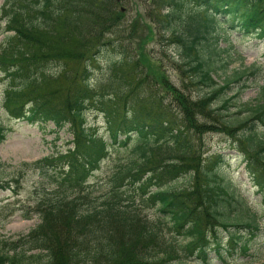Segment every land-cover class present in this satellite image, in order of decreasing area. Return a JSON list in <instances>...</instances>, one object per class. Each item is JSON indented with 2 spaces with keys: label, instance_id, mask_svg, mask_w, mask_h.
<instances>
[{
  "label": "trees",
  "instance_id": "1",
  "mask_svg": "<svg viewBox=\"0 0 264 264\" xmlns=\"http://www.w3.org/2000/svg\"><path fill=\"white\" fill-rule=\"evenodd\" d=\"M139 3L145 14L138 12L128 23L116 0L5 1L3 32L9 35L0 44V73L6 108L12 117L31 124L52 123L57 132L68 128L74 150L66 156L67 166L56 165L54 156L33 163L46 182L35 189L33 207L0 208V215L8 212L5 219L15 208L26 219L32 213L41 218L28 235L10 237L0 230V264H180L182 254L211 264L251 257L261 225L244 199L224 184L222 155L205 156L204 137L217 133L232 139L264 206L261 127L235 123L223 113L241 92L216 107L233 84L261 69L237 72L220 85L215 75L232 62H223L228 50L220 49L219 37L213 36L238 30L243 38H264V0ZM142 21L153 24L155 32L140 42L135 59L123 41L139 34ZM108 35L115 39L107 40ZM146 39L160 46L152 57L158 66L165 68L167 60L179 72L180 87L164 69L157 79L147 70ZM108 42H119L122 49L110 67V84L114 90L127 89L123 98L115 95L114 107L100 101L109 116L110 141L85 124V112L102 96L92 84L89 61L95 59L93 49ZM169 48L178 49L179 60L170 58ZM72 62L83 63L73 79L68 74ZM57 64L62 66L56 72ZM201 86L207 91L193 97L189 88ZM262 91L264 98V87ZM254 117L264 124V104ZM7 134L0 125V146ZM113 147L128 149L129 156L117 161L106 192L98 194L92 178ZM2 168L0 158V191L12 189ZM183 176L192 178L189 187L167 189ZM150 209L157 212L155 217L146 215ZM220 230L227 233L226 241ZM179 237L188 242L179 245Z\"/></svg>",
  "mask_w": 264,
  "mask_h": 264
},
{
  "label": "rangeland",
  "instance_id": "2",
  "mask_svg": "<svg viewBox=\"0 0 264 264\" xmlns=\"http://www.w3.org/2000/svg\"><path fill=\"white\" fill-rule=\"evenodd\" d=\"M5 1L0 0V44L9 35V33L3 32L6 27L5 14L6 17L8 15L2 12ZM122 7L125 8V21L128 23L133 22L137 18L138 12H141L143 15L145 14L144 5L143 3L141 5L139 0H123L118 3L117 8L121 9ZM140 28L139 34L135 35L134 39L130 40V38L124 37L125 40L123 41L127 53L129 52V56L135 57V59L138 57L136 48H138L140 42L150 35H153L152 31L155 32L153 24H149L146 21H142ZM231 31L230 35L213 33V36L219 37V48L228 50L223 56V62H232V65L227 71L218 70V73L215 75L216 81L220 85H224L227 79L233 77L237 72L248 71L247 73H251L253 67L260 68L261 70L255 77L248 75L242 82L233 84L227 94L216 102V107H220L226 99L235 97V93L241 92L239 98L231 101L229 110L223 111V113L230 115V119L235 123L250 121V125L261 127L257 133L264 141V124L254 117L255 110L264 104L262 91V87H264V38L258 36L243 38L242 33L238 30ZM112 37L114 36L108 35L107 40L110 39L113 41L115 38ZM132 41L134 44H132ZM118 44L119 42L112 44L108 42L105 46L100 47L99 50L96 48L93 49L95 59L93 62L89 61L91 77L93 79L92 84L99 89L100 95L102 96L97 97L96 105L90 106L85 112V124L89 129H96L108 141H110L109 116L107 111L100 106V101L104 102L106 107L111 108L116 103L114 101L115 95L123 98L127 92V89L124 87L114 90L109 81L110 67L119 59V51L122 50L117 47ZM145 47L150 52V58L145 63V66L152 73L153 78L157 79L162 69H164L170 77V80L180 87L181 79L179 72L175 70L171 63L165 60V68H160L156 59L152 58L154 55L158 56L157 53L160 50V46L156 40H148ZM167 53L175 61L180 58L177 48H169ZM82 65L83 63L72 62L68 68L69 77L73 79ZM56 66L55 71L59 70L62 65L57 64ZM5 88L6 84L0 73V125L5 127L8 132L6 141L0 146V158L3 163V179L12 186V189L7 188L6 190L0 191V208L9 205L10 207L24 205L25 208L29 209V206L33 207L36 203L35 189L42 187L46 183L40 172L33 166V163L54 156L56 165L60 167L67 166L66 156L70 151L74 150V144L72 143L74 137L68 128L57 132L52 123L46 125V127H41L38 124H31L26 120L12 117L4 102ZM206 91L207 89L203 86L197 89L195 87L189 88V92H191L193 97H197L198 94ZM123 106L124 104L122 103V111ZM244 132L248 133V130L245 129ZM204 145L205 156H213L217 153L221 154L223 159L226 160L221 169L224 184L244 199L243 204H247L252 212L256 214L262 229V233L258 236L259 240L249 254L251 257L238 255L227 263L214 260L211 264H264L263 199L258 190L253 186L251 177L246 170L242 153L237 149L233 150V141L226 134H207L204 137ZM128 156V149L118 151L117 147L112 148L111 157L103 163L102 169L92 178V184L98 189V194L106 192L108 177L113 172L117 161H124ZM191 181L192 178L190 176H183L169 184L167 189L171 191L181 190L189 187ZM15 210L14 215L8 219H5L8 215L6 209L1 211L0 226L2 234L10 237L28 235V233L40 224L41 218L38 215L32 213L30 219H26L24 217L26 213L18 208H15ZM145 213L148 217H155L157 215L154 209L147 210ZM219 234L226 241L227 233L220 230ZM168 239H171V234L168 235ZM177 240L179 241V245H185L188 242L187 239H182V237H179ZM213 243L214 241L211 239L210 244L212 245ZM210 257H213V254ZM148 258L154 259L150 254H148ZM179 263L204 264L202 260H198L196 257L187 258L184 254H182Z\"/></svg>",
  "mask_w": 264,
  "mask_h": 264
},
{
  "label": "water",
  "instance_id": "3",
  "mask_svg": "<svg viewBox=\"0 0 264 264\" xmlns=\"http://www.w3.org/2000/svg\"><path fill=\"white\" fill-rule=\"evenodd\" d=\"M118 1H121V0H118ZM122 11H124V9H122Z\"/></svg>",
  "mask_w": 264,
  "mask_h": 264
}]
</instances>
